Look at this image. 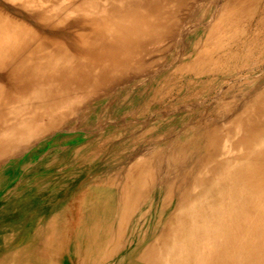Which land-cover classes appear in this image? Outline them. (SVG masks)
<instances>
[{"label": "bare ground", "instance_id": "1", "mask_svg": "<svg viewBox=\"0 0 264 264\" xmlns=\"http://www.w3.org/2000/svg\"><path fill=\"white\" fill-rule=\"evenodd\" d=\"M9 184L0 264H264V0H0Z\"/></svg>", "mask_w": 264, "mask_h": 264}, {"label": "rangeland", "instance_id": "2", "mask_svg": "<svg viewBox=\"0 0 264 264\" xmlns=\"http://www.w3.org/2000/svg\"><path fill=\"white\" fill-rule=\"evenodd\" d=\"M75 183H77V182L73 181L70 186H74ZM12 186H14V184H9V185L6 186V188L4 190H2L0 192V195H1L0 196V220L3 217V214H5L4 212H6V213H8V212L9 213H16L18 215L20 213H23V208L22 207L19 208V207L14 206V203H15V201L17 199L16 194H18V191H16V190L10 191ZM17 196H20V194L17 195ZM68 264H70V263H68Z\"/></svg>", "mask_w": 264, "mask_h": 264}]
</instances>
